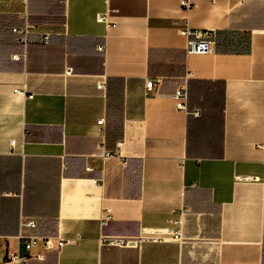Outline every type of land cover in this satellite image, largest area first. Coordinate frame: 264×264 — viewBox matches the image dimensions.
I'll use <instances>...</instances> for the list:
<instances>
[{
	"label": "crops",
	"instance_id": "obj_1",
	"mask_svg": "<svg viewBox=\"0 0 264 264\" xmlns=\"http://www.w3.org/2000/svg\"><path fill=\"white\" fill-rule=\"evenodd\" d=\"M183 1L0 0V264H264V0Z\"/></svg>",
	"mask_w": 264,
	"mask_h": 264
},
{
	"label": "built area",
	"instance_id": "obj_2",
	"mask_svg": "<svg viewBox=\"0 0 264 264\" xmlns=\"http://www.w3.org/2000/svg\"><path fill=\"white\" fill-rule=\"evenodd\" d=\"M191 2L188 0L183 1V6H189ZM118 13L117 9L113 10H106L103 13H100L97 16V21L101 23H105L107 27H110L116 23V14ZM18 33H23V31L19 29H14ZM183 34L187 36V46L186 51L188 54H204L211 51L213 46V40H212V34L210 31H201V30H192V29H185L183 30ZM104 46H101V49H104ZM73 74V71L71 68H67L65 71V75L70 76ZM104 86V83H99V87L102 88ZM147 87L149 89L152 88V82L147 83ZM18 91V89L16 90ZM25 91H23L24 93ZM29 97H32V95H28ZM175 98L177 101V107L178 108H185V101L187 98V93L185 89L179 88L175 93ZM105 119H100L98 121V124L100 126L104 125ZM13 146L15 145V141L12 140ZM190 209L187 208L180 210L176 213L175 216H173L169 220V226L164 229H159L157 231H152V233L146 237H141L140 239L133 238V237H121V236H113L105 239L109 244L114 246H120V247H127V246H133L137 245L140 240L143 239H163L165 237H168L172 240H183V226L184 225V217L185 214ZM110 218V215L107 216V219ZM20 222V232H19V238L23 244V248L29 253L30 250L36 246L41 245L43 247V252L39 253L37 257L42 258L44 253L46 251L53 250L55 248L61 249L63 245L66 243L65 239H58L56 241L55 237H52L51 235H42L37 233L35 230L38 228V222L35 218H28L27 220L25 218L21 219ZM167 235V236H164ZM29 256L32 255H24L20 251H15L10 253V259L9 261L14 264H26V261Z\"/></svg>",
	"mask_w": 264,
	"mask_h": 264
}]
</instances>
